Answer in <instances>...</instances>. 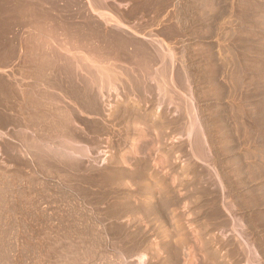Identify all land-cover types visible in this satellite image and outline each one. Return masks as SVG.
<instances>
[{
	"label": "rangeland",
	"instance_id": "374dc122",
	"mask_svg": "<svg viewBox=\"0 0 264 264\" xmlns=\"http://www.w3.org/2000/svg\"><path fill=\"white\" fill-rule=\"evenodd\" d=\"M143 165L156 215L115 220ZM159 263L264 264V0H0V264Z\"/></svg>",
	"mask_w": 264,
	"mask_h": 264
},
{
	"label": "bare ground",
	"instance_id": "6f19581e",
	"mask_svg": "<svg viewBox=\"0 0 264 264\" xmlns=\"http://www.w3.org/2000/svg\"><path fill=\"white\" fill-rule=\"evenodd\" d=\"M102 13V12H101ZM102 14H105V13H102ZM103 17V16H102ZM104 17H106V16H104ZM112 17H109L108 16V14H107V17L105 18L106 20H109V21H112L113 19H111ZM104 19V18H103ZM109 23V22H108ZM107 24V23H106ZM110 24V23H109ZM64 42V41H63ZM68 42V41H67ZM121 42V41H120ZM56 43V42H55ZM82 44V43H81ZM67 45V44H66ZM164 46V45H163ZM55 47V46H54ZM80 47V46H79ZM120 47V46H119ZM67 48V47H66ZM97 48V47H96ZM156 48V47H155ZM160 48H161V46H160ZM79 49V48H78ZM81 49V48H80ZM39 50V49H38ZM64 50V49H63ZM146 51V50H145ZM61 52V51H60ZM77 52V51H76ZM102 52V51H101ZM68 53V52H67ZM165 53H167V54H169L167 51L165 52ZM6 54V53H5ZM79 54H81V53H79ZM133 54V53H132ZM145 54V53H144ZM158 55V54H157ZM166 55V54H165ZM172 55V54H171ZM170 55V56H171ZM62 56V55H61ZM80 56V55H79ZM97 56V55H96ZM57 57V56H56ZM77 57V56H76ZM142 57V56H141ZM111 58V57H110ZM118 58V57H117ZM163 58H164V56H163ZM170 58V57H169ZM74 59H75V57H74ZM73 59V60H74ZM85 59V58H84ZM138 59V58H137ZM60 60H62V59H60ZM71 60V59H70ZM90 60V59H89ZM135 60V59H134ZM66 61V60H65ZM77 61H79V58H78V60ZM96 61V60H95ZM136 61V60H135ZM170 61V60H169ZM173 61V60H172ZM69 62H71V61H69ZM74 62V61H73ZM83 62V61H82ZM143 62V61H142ZM142 62H140V63H142ZM146 62V61H145ZM150 63H151V61H149ZM165 62V61H164ZM69 64V63H68ZM75 64H78L77 62L75 63ZM83 64V66H84V62L82 63ZM86 64V63H85ZM99 64V63H98ZM139 64V63H138ZM143 64V63H142ZM141 64V65H142ZM149 64V63H148ZM167 64V63H166ZM71 66H72V64H70ZM79 65H80V62H79ZM92 65H93V63H92ZM96 65V64H95ZM137 65V64H136ZM140 65V66H141ZM147 65V64H146ZM165 65V64H164ZM70 66V68H72ZM80 66H82V65H80ZM86 66V65H85ZM103 66V65H102ZM101 66V67H102ZM152 66V65H151ZM155 66V65H154ZM167 66V65H166ZM60 67V66H59ZM77 67V66H76ZM86 67H89V66H86ZM85 67V68H86ZM113 67V66H112ZM135 67V66H134ZM165 67V66H164ZM66 68V67H65ZM68 68V67H67ZM66 68V69H67ZM69 68V69H70ZM143 68V67H142ZM141 68V69H142ZM144 68H146V67H144ZM162 68H163V66H162ZM170 68V67H169ZM89 69H90V67H89ZM89 69H85V70H89ZM98 69V68H97ZM105 69V68H104ZM138 69V68H137ZM147 69V68H146ZM167 69V68H166ZM74 70V69H73ZM84 70V69H83ZM84 70V71H85ZM149 70V69H148ZM157 70V69H156ZM72 71V70H71ZM90 71V70H89ZM93 71V70H92ZM108 71V70H107ZM141 71H143V69L141 70ZM145 71V70H144ZM143 71V72H144ZM151 71V70H150ZM63 72V71H62ZM68 72H69V70H68ZM76 72H78V71H75V73ZM99 72V71H98ZM97 72V73H98ZM158 72H159V70H158ZM163 72V71H162ZM168 72V71H167ZM171 72V71H170ZM80 73V72H79ZM92 73V72H91ZM96 73V74H97ZM100 73V72H99ZM120 73V72H119ZM130 73V72H129ZM133 73V72H132ZM136 73V72H135ZM146 73V72H145ZM175 73V72H174ZM65 74V73H64ZM69 74V73H68ZM72 74V73H71ZM138 74H139V72H138ZM161 74V73H160ZM160 74H159V76H160ZM67 75V74H66ZM65 75V76H66ZM88 75V74H87ZM99 75V74H98ZM100 75H102V74H100ZM99 75V76H100ZM128 75V74H127ZM139 75H141V74H139ZM147 75V74H146ZM148 75H151V74H149L148 73ZM156 75H157V73H156ZM75 76V75H74ZM78 76V75H77ZM89 76V75H88ZM132 76V75H131ZM136 76H137V74H136ZM144 76H145V74H144ZM168 76V75H167ZM57 77V76H56ZM71 77V76H70ZM81 77V76H80ZM92 77V76H91ZM150 77V76H149ZM152 77H156V76H152ZM74 78V77H73ZM72 78V79H73ZM82 78H83V76L81 77V79H80V82H81V80H82ZM94 78V77H93ZM97 79L98 78H101L100 79V85H101V87H100V89L102 90H108L109 92L111 91V88H113V84H116L115 83V81L117 80V79H115V77H111V76H109V75H105V76H101V77H96ZM95 78V79H96ZM163 78V77H162ZM77 79V78H76ZM79 79V78H78ZM77 79V80H78ZM83 79H85V78H83ZM89 79H90V77H89ZM95 79L93 80L92 79V82L94 81V82H96L95 81ZM130 79V78H129ZM133 79H135V77L133 78ZM155 79V78H154ZM158 78H156L155 79V82H156V80H157ZM161 79V78H160ZM165 79V78H164ZM58 80H59V78H58ZM119 80V79H118ZM117 80V81H118ZM126 80V79H125ZM138 80V79H137ZM143 80V79H142ZM162 80V79H161ZM173 80V79H172ZM60 81H61V79H60ZM88 81V80H87ZM114 81V82H113ZM116 81V82H117ZM159 81V80H158ZM47 82V81H46ZM73 82V81H72ZM71 82V83H72ZM75 82V81H74ZM90 82V81H89ZM98 83L97 84H99V81H97ZM168 82V81H167ZM61 83V82H60ZM84 83V82H83ZM82 83V84H83ZM88 84V82H86L85 81V84ZM144 83V82H143ZM39 84V83H38ZM58 84V83H57ZM56 84V85H57ZM62 84V83H61ZM64 84V83H63ZM68 84V83H67ZM81 84V83H80ZM93 84H95V83H93ZM148 84V83H147ZM74 85V84H73ZM84 85V84H83ZM89 85V84H88ZM135 85V84H134ZM143 85V84H142ZM158 85H160V84H158ZM181 85V84H180ZM70 86V85H69ZM68 86V87H69ZM79 86V85H78ZM85 86V85H84ZM130 86V85H129ZM145 86H147V85H145ZM150 86V85H149ZM173 86V85H172ZM67 87V86H66ZM86 87H87V85H86ZM99 87V86H98ZM117 87V86H116ZM118 88V87H117ZM145 88V87H144ZM164 88V87H163ZM171 88V87H170ZM71 89V88H70ZM91 89V88H90ZM100 89H98V91L100 90ZM115 88H113V90H114ZM132 89V88H131ZM146 89V88H145ZM149 89H151L150 87H149ZM153 89V88H152ZM160 89V88H159ZM162 89V88H161ZM134 90H135V88H134ZM137 90V89H136ZM139 90V89H138ZM158 90V89H157ZM164 90V89H163ZM71 91V90H70ZM140 91V90H139ZM160 91V90H159ZM77 92V91H76ZM89 92V91H88ZM166 92V91H165ZM99 93V92H98ZM101 93V92H100ZM132 93V92H131ZM135 93H137L136 91H135ZM141 93H142V90H141ZM57 94V93H56ZM66 94V93H65ZM83 94H84V92H83ZM102 94H104V93H102ZM112 94V93H111ZM120 94V93H119ZM127 94V93H126ZM33 95V94H32ZM68 95H70L69 93H68ZM78 95V94H77ZM81 95V94H80ZM85 95V94H84ZM84 95H82V96H84ZM89 95H91L90 94V92H89ZM142 95V94H141ZM158 95V94H157ZM161 95H162V93H161ZM160 95V96H161ZM75 96V95H74ZM116 96V95H115ZM140 96V95H139ZM163 96V95H162ZM85 97L86 96H84L83 98L85 99ZM94 97V96H93ZM98 97H100V95L98 96ZM107 97V96H106ZM130 97V96H129ZM174 97V96H173ZM32 98V97H31ZM30 98V99H31ZM44 98V97H43ZM75 98V97H74ZM81 98V97H80ZM56 99V98H55ZM58 99V98H57ZM68 99V98H67ZM83 99V100H84ZM94 99V98H93ZM119 99V98H118ZM165 99V98H164ZM166 99H168V98H166ZM46 100V99H45ZM49 100V99H48ZM76 100H77V98H76ZM75 100V101H76ZM83 100H82V102H83ZM95 100V99H94ZM158 100V99H157ZM181 100H183V99H181ZM58 101V100H57ZM84 101H88V98H86V100H84ZM96 101H98V100H96ZM159 101V100H158ZM171 101V100H170ZM80 102V101H79ZM88 102H90V101H88ZM165 102V101H164ZM174 102V101H173ZM30 103V102H29ZM51 103V102H50ZM61 103V102H60ZM63 103V102H62ZM76 103L78 104V100L76 101ZM84 103H86V102H84ZM84 103L82 104L81 102H80V104H82L83 106H84ZM92 103H95V102H91L90 104L93 106V104ZM99 103V102H98ZM113 103V102H112ZM162 103V102H161ZM160 103V104H161ZM169 103V102H168ZM181 103V102H180ZM42 104V103H41ZM159 104V105H160ZM34 105V104H33ZM49 105V104H48ZM65 105H67V104H65ZM69 105V104H68ZM79 105V104H78ZM88 105V104H87ZM90 105V106H91ZM95 105V104H94ZM98 105V104H97ZM97 105H95V107L97 106ZM100 105V104H99ZM178 105V104H177ZM77 107V106H76ZM82 107V106H81ZM80 107V108H81ZM160 107H161V105H160ZM66 108V107H65ZM84 108V107H83ZM89 107L87 106V109H88ZM93 108L94 107H92V109L91 108H89V109H91L92 110V112L94 111L93 110ZM98 108H100V107H98ZM97 108V109H98ZM115 108V107H114ZM82 109V108H81ZM85 109V108H84ZM86 109V110H87ZM188 109V108H187ZM68 110H70L69 109V107H68ZM67 110V111H68ZM74 110V109H73ZM90 110V111H91ZM67 111H66V113H67ZM69 112H71V111H69ZM77 112V111H76ZM95 112V111H94ZM97 112H99V110L97 111ZM113 112V111H112ZM132 112V111H131ZM85 113V112H84ZM86 113H88V112H86ZM110 113V112H109ZM179 113V112H178ZM68 114V113H67ZM70 114V113H69ZM72 114V113H71ZM119 114V113H118ZM78 115V114H77ZM86 115V114H85ZM69 117H71V116H69ZM68 117V118H69ZM77 117V116H76ZM113 117V116H112ZM18 118V117H17ZM83 118V117H82ZM117 118H118V116H117ZM131 118V117H130ZM77 119V118H76ZM119 119V118H118ZM2 120V119H1ZM22 120V119H21ZM68 120V119H67ZM54 121V120H53ZM75 121V120H74ZM79 121V120H78ZM128 121V120H127ZM135 121V120H134ZM52 122V121H51ZM68 122H70V121H68ZM71 123V122H70ZM128 123V122H127ZM65 124V123H64ZM111 124V123H110ZM11 125V124H10ZM91 125V124H90ZM113 125V124H112ZM115 125V124H114ZM143 125V124H142ZM178 125V124H177ZM95 126V125H94ZM190 126V125H189ZM188 126V127H189ZM193 126V125H192ZM64 127V126H63ZM68 127V126H67ZM104 127V126H103ZM103 127H102V129H103ZM88 128V127H87ZM108 128V127H107ZM138 128V127H137ZM142 128V127H141ZM76 129V128H75ZM105 129V128H104ZM124 129V128H123ZM160 129V128H159ZM185 129V128H184ZM191 129V128H190ZM57 130V129H56ZM71 130H73V129H71ZM142 130V129H141ZM149 130V129H148ZM63 131V130H62ZM105 131V130H104ZM120 131V130H119ZM129 131H131V130H129ZM138 131H140V130H138ZM71 132V131H70ZM69 132V133H70ZM77 132V131H76ZM141 132V131H140ZM143 132V131H142ZM141 132V133H142ZM191 132V131H190ZM189 132V133H190ZM63 133V132H62ZM79 133V132H78ZM80 133H81V131H80ZM107 133V132H106ZM109 133V132H108ZM130 133V132H129ZM132 133V132H131ZM23 134V133H22ZM77 134V133H76ZM93 134V133H92ZM95 134H98V133H95ZM94 134V135H95ZM70 135H71V133H70ZM72 135H73V133H72ZM81 135V134H80ZM79 135V137H81ZM108 135V134H107ZM140 135V134H139ZM156 135V134H155ZM66 136V135H65ZM76 136V135H75ZM74 136V137H75ZM97 136V135H96ZM99 136V135H98ZM97 136V137H98ZM187 136H188V134H187ZM26 137V136H25ZM58 137V136H57ZM67 137V136H66ZM70 137V136H69ZM73 137V136H72ZM77 137V136H76ZM86 137V136H85ZM135 137H137V136H135ZM31 138V137H30ZM68 138V137H67ZM71 138V137H70ZM82 138V137H81ZM84 138V137H83ZM61 139V138H60ZM66 139V138H65ZM79 139V138H78ZM78 139H77V142H76V144L78 143ZM89 139V138H88ZM158 139V138H157ZM167 139V138H166ZM63 140V139H62ZM74 140H75V138H74ZM82 139H80L79 141H81ZM84 140V139H83ZM93 140V139H92ZM27 141V140H26ZM32 141H33V139H32ZM66 141V140H65ZM69 141H73V140H69ZM123 141H124V139H123ZM127 141H128V138H127ZM197 141V140H196ZM22 142V141H21ZM24 142V141H23ZM61 141H59V143H60ZM68 142V141H67ZM75 142V141H74ZM83 142V141H82ZM91 142V141H90ZM132 142V141H131ZM130 142V143H131ZM66 143V142H65ZM69 143V142H68ZM81 143V142H80ZM86 143H88V142H86ZM93 143V142H92ZM128 143V142H127ZM196 143V142H195ZM50 144V143H49ZM67 144V143H66ZM71 144V143H70ZM70 144H67V145H64V147H63V149H67L66 151L68 152V157H71V159H73V160H71L72 161V163H73V165L72 164H70V165H72V167H76V171H77V169H80V167H82V165H83V162H84V159L87 157V158H89L88 157V149L86 150V148H83L84 147V145H81V146H83V147H78V146H75L74 148H71V147H73V145H75V144H73L72 143V146H69ZM79 144V143H78ZM77 144V145H78ZM91 144V143H90ZM132 144V143H131ZM63 145V144H62ZM62 145H61V147H62ZM80 145V144H79ZM96 145V144H95ZM33 146V145H32ZM40 146V145H39ZM57 146H60V145H57ZM109 146V145H108ZM78 147V148H77ZM123 147H124V145H123ZM49 148V147H48ZM131 148V147H130ZM40 149V148H39ZM60 149V148H59ZM58 149V152L60 151ZM62 150V149H61ZM134 150V149H133ZM54 151V150H53ZM70 151V152H69ZM89 151H91V149L89 150ZM20 152V151H19ZM42 152V151H41ZM56 152V151H55ZM62 152V151H61ZM67 152H65V154H67ZM57 153V152H56ZM64 153V152H63ZM93 153V152H92ZM131 153V152H130ZM135 153V152H134ZM196 153V152H195ZM61 154V157H62V153H60ZM65 154H63V156H65ZM146 154V153H145ZM58 155V154H57ZM58 156H60V155H58ZM89 156H91V155H89ZM109 156H110V154H109ZM42 157V156H41ZM51 157V156H50ZM61 157H60V159H61ZM57 158H59V157H57ZM65 158H66V156H65ZM86 158V159H87ZM117 158V157H116ZM12 159V158H11ZM49 159V158H48ZM70 159V158H69ZM93 159V158H92ZM111 159V158H110ZM95 160V159H94ZM108 160V159H107ZM114 160H115V158H114ZM62 161V160H61ZM60 161V162H61ZM63 161H66L67 162V160H65L64 158H63ZM70 161V162H71ZM89 161H91L90 159H89ZM88 161V162H89ZM106 161V159H104L103 160V162H105ZM112 161H113V159H112ZM118 161L120 162V164L122 163H125L126 164V158H125V160H121L120 158H118ZM48 162V161H47ZM59 162V161H58ZM66 162H65V164H66ZM69 162V163H70ZM102 162V163H103ZM107 162V161H106ZM105 162V163H106ZM116 162V161H115ZM119 162H118V164H119ZM68 163V164H69ZM110 163V162H109ZM112 163V162H111ZM113 163H114V161H113ZM112 163V164H113ZM131 163V162H130ZM141 163V162H140ZM140 163L138 164V165H140ZM143 163V162H142ZM64 164V163H63ZM117 164V163H116ZM117 164V165H118ZM121 164V165H122ZM51 165V164H50ZM60 165H62V164H60ZM70 165H64V166H66V168H68L67 166H70ZM136 165V164H135ZM146 165V164H145ZM63 166V167H64ZM86 166H88V165H86ZM89 166H90V163H89ZM92 166V165H91ZM50 167V166H49ZM71 167V166H70ZM69 167V168H70ZM71 167V168H72ZM92 168V167H91ZM107 168V167H106ZM110 168V167H109ZM108 168V169H109ZM119 168V167H118ZM144 168H145V166L143 165V166H140V168L137 170V168H136V172H131V174L130 175H126V181H124L123 179H122V181H120V174H118V175H116L115 176V178H111V181L112 182H110V180H109V182H107V183H105L106 184V186H109L108 187V192L106 193V194H104L103 196H102V198H113L114 200H112V201H114V203L112 204L113 205V207H111V208H109L110 209V211H109V216L110 217H113V218H115V220L116 219H119V218H124V217H126V219L128 218L129 219V221H133V219H135V217H137V216H142V217H144V218H149L150 216L152 217V216H155L156 214H154V211H155V206H154V204L153 205H151L149 202H147L146 204H144L145 202H143L142 204H144V205H141L140 203H141V201H142V199H146V201H148L149 199H152L153 198V196H154V192H155V189H153L152 187H151V185L147 182V179H149V181H150V178H147V177H145V174H144ZM74 169V168H73ZM73 169H71V170H73ZM88 169H90V168H88ZM94 169H97V168H94ZM104 169H105V167H104ZM101 170V169H100ZM110 170V169H109ZM117 169H115V171H116ZM65 172H66V170H64ZM74 171V170H73ZM83 171V170H82ZM85 171H87V170H85ZM92 171V170H91ZM90 171V172H91ZM99 171V170H98ZM103 171V170H102ZM112 171V170H111ZM120 171V170H119ZM122 171V170H121ZM89 172V173H90ZM96 172V171H95ZM104 172V171H103ZM125 172V171H124ZM68 173V172H67ZM76 173V172H75ZM79 172H77V174H78ZM80 173H85L84 171L83 172H80ZM99 173V172H98ZM110 173V172H109ZM117 173V172H116ZM86 174H87V172H86ZM93 174V173H92ZM95 174H97V173H95ZM129 174V173H128ZM84 175V174H83ZM88 175H91V174H88ZM100 175H102V173L101 174H99V176ZM110 175V174H109ZM114 175V174H113ZM75 176V175H74ZM82 176V175H81ZM95 176V175H94ZM97 176V175H96ZM95 176V177H96ZM103 176H105V175H103ZM108 176V175H107ZM68 177V176H67ZM111 177V176H110ZM122 177V176H121ZM152 177H153V175H152ZM74 178V177H73ZM89 178H90V176H89ZM92 178H93V176H92ZM161 178V177H160ZM179 179V178H178ZM84 180V179H83ZM91 180V179H90ZM95 180H98V179H95ZM99 180H100V178H99ZM102 180V179H101ZM68 181V180H67ZM75 181H77V180H75ZM79 181H80V179H79ZM123 181L124 182H126V183H128L129 182V184H130V182H132V183H134V185H135V189L133 190V192H124L123 191V185L122 186H120L121 184V182L123 183ZM90 182V181H89ZM95 182V181H94ZM99 182V181H98ZM104 182V181H103ZM115 184H114V183ZM78 183V182H77ZM91 183V182H90ZM125 183V184H126ZM152 183H154V182H152ZM158 183V182H157ZM65 184V183H64ZM72 184V183H71ZM81 184V183H80ZM92 184H94L93 182H92ZM96 184V183H95ZM124 184V183H123ZM102 185V184H101ZM89 186V185H88ZM126 186V185H125ZM156 186V185H155ZM75 187V186H74ZM96 187V186H95ZM102 187V186H101ZM112 187V188H111ZM92 189H94L93 187H91ZM105 188V187H104ZM78 189V188H77ZM87 189V188H86ZM125 189H126V187H125ZM98 190V189H97ZM77 191V190H76ZM91 191V190H90ZM99 192H101V191H99ZM98 192V193H99ZM106 192V191H105ZM163 192H164V190H163ZM87 193V192H86ZM97 193V194H98ZM91 194V193H90ZM96 193H95V195H97ZM103 194V193H102ZM163 194V193H162ZM161 194V195H162ZM167 194V193H166ZM79 196V195H78ZM100 196V197H101ZM169 196V195H168ZM91 197H94L93 196V193H92V195L90 196V198ZM156 197V196H155ZM86 198H87V196H86ZM96 198V197H95ZM173 198V197H172ZM148 199V200H147ZM109 200V199H108ZM107 200V201H108ZM99 201H101L100 199H98L97 198V200H95V199H92V200H90V206H92V209L94 208V206H95V204L96 205H98V203L97 202H99ZM106 201V200H105ZM106 201V202H107ZM145 201V200H144ZM155 201V200H154ZM85 202V201H84ZM88 202V201H87ZM111 202V201H110ZM89 203V202H88ZM102 203V202H101ZM100 203V204H101ZM105 203V202H104ZM103 203V204H104ZM109 203V202H108ZM165 203V202H164ZM111 205V204H110ZM107 206V205H106ZM106 206H104V207H106ZM109 206V205H108ZM157 207H158V205H157ZM96 208V207H95ZM94 208V209H95ZM174 209V208H173ZM98 210V209H97ZM96 210V211H97ZM159 210V209H158ZM162 210V209H161ZM89 211V210H88ZM160 211V210H159ZM93 212V211H92ZM157 212V211H156ZM92 214V213H91ZM107 214V215H108ZM88 215V214H87ZM99 215H101V214H99ZM98 215V216H99ZM103 215V214H102ZM157 215H158V213H157ZM105 217H106V215H105ZM158 217V216H157ZM89 218V217H88ZM99 218V217H98ZM104 218V217H103ZM140 217H138V219H139ZM100 219V218H99ZM137 219V218H136ZM138 219H137V221H138ZM175 219V218H174ZM173 219V220H174ZM177 219V218H176ZM121 220V219H120ZM167 220V219H166ZM94 221H95V219H94ZM131 223V222H130ZM134 223V222H133ZM92 224V223H91ZM136 224H137V222H136ZM139 224V223H138ZM114 226V225H113ZM117 226V225H116ZM93 227V226H92ZM123 227V226H122ZM122 227H119V228H117L116 230H115V233H113V234H115V237H116V239L115 240H119L120 241V239H123V238H126V237H128L129 236V231H127L126 229H124V228H122ZM125 227V226H124ZM128 228V227H127ZM176 228V227H175ZM129 229V228H128ZM135 229V228H134ZM140 230V229H139ZM152 230V229H151ZM112 231H113V229H112ZM148 231V230H147ZM150 231V230H149ZM168 231V230H167ZM134 232V231H133ZM136 232H138L137 234L139 235L138 237H139V239H135V241L137 240V242H134V241H132V245H135L134 247H136V249L138 250V249H141L142 247H144V245H145V241H146V235H145V233H144V231H136ZM96 233V232H95ZM131 233V232H130ZM112 234V233H111ZM167 234V233H166ZM131 235V234H130ZM133 235L135 236V234L133 233ZM164 235V234H163ZM137 236V235H136ZM173 236V235H172ZM113 237V236H112ZM114 237V238H115ZM130 237V236H129ZM129 237H128V239H129ZM105 238V237H104ZM164 238H165V236H164ZM170 238V237H169ZM133 239V240H134ZM126 240H127V238H126ZM172 240V239H171ZM180 240V239H179ZM178 239H177V241H179ZM118 241V242H119ZM131 241V240H130ZM124 242V241H123ZM128 242V241H127ZM134 242V243H133ZM174 242V241H173ZM180 242V241H179ZM182 242V241H181ZM113 243V242H112ZM172 243V242H171ZM102 244V243H101ZM117 244V243H116ZM124 244V243H123ZM167 244H168V242H167ZM175 244H176V242H175ZM127 245V244H126ZM126 245H125V248H126ZM176 245H178V244H176ZM117 246V245H116ZM173 246V245H172ZM128 247V246H127ZM169 247V246H168ZM176 247V246H175ZM206 247V246H205ZM129 248V247H128ZM127 248V249H128ZM160 248V247H159ZM167 248V247H166ZM171 248V247H170ZM196 248V247H195ZM199 248V247H198ZM115 249V248H114ZM130 249H131V247H130ZM129 249V250H130ZM135 249V250H136ZM148 249V248H147ZM168 249V248H167ZM166 249V250H167ZM128 250V251H129ZM146 250V249H145ZM169 250V249H168ZM118 251V250H117ZM122 251V250H121ZM125 251V250H124ZM176 251V250H175ZM179 251V250H178ZM136 252V251H135ZM156 252V251H155ZM168 252H170V250L168 251ZM131 253V252H130ZM140 253V252H139ZM143 253V252H142ZM157 253V252H156ZM176 253V252H175ZM178 253V252H177ZM129 254V253H128ZM173 254V253H172ZM117 255V254H116ZM130 255V254H129ZM174 255H176V254H174ZM153 255H151V257H152ZM171 256V255H170ZM177 256V255H176ZM176 256H174V257H176ZM179 256V255H178ZM106 257V256H105ZM117 257H118V255H117ZM116 258V257H115ZM126 258V257H125ZM168 258H169V256H168ZM169 261H170V258L168 259ZM171 260H172V258H171ZM158 261V260H157ZM120 262V261H119ZM122 262V261H121ZM175 263V262H174ZM203 263V262H202ZM160 264V263H159ZM179 264V263H178ZM214 264V263H213Z\"/></svg>",
	"mask_w": 264,
	"mask_h": 264
},
{
	"label": "crops",
	"instance_id": "0c3cea01",
	"mask_svg": "<svg viewBox=\"0 0 264 264\" xmlns=\"http://www.w3.org/2000/svg\"><path fill=\"white\" fill-rule=\"evenodd\" d=\"M82 2L84 1V0H81Z\"/></svg>",
	"mask_w": 264,
	"mask_h": 264
}]
</instances>
